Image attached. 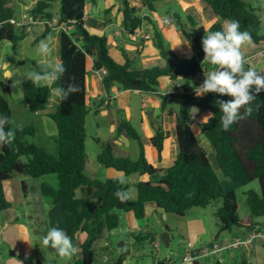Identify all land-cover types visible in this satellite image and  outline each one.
<instances>
[{"label":"trees","instance_id":"obj_1","mask_svg":"<svg viewBox=\"0 0 264 264\" xmlns=\"http://www.w3.org/2000/svg\"><path fill=\"white\" fill-rule=\"evenodd\" d=\"M9 1L0 0V41H9L13 46H17L25 38L26 31L23 27H16L9 22L15 18ZM53 1H57L56 8ZM123 1L126 3L123 19L129 21L134 29L141 24L142 19L132 16L131 10L130 15L127 0ZM152 1L156 0H143L149 9H152ZM203 1L219 18L227 22L239 21L241 30L248 31L254 43L264 41V34L257 32L261 24L258 4L255 5L251 0ZM86 4V0H37L27 9L31 19H43L45 31L42 35L50 31L48 23L52 22L72 28V31L61 29L59 32V61L64 63L66 72L56 84L67 87L75 83L79 90L72 93L67 100L60 101L57 98L54 111L48 113L56 128V133L51 138L57 147V154H52L45 146L26 139V136L35 134L37 129L34 124L12 128V112L8 100L5 95L0 94V113L10 118L8 127L16 130L12 144L0 150V212L11 206L5 198L3 183L14 173L35 179L47 178V175L54 174L56 186L48 180H43L39 184V191L43 197L50 198L52 205L60 206L65 217L67 234L73 241L77 233H86L85 240L79 245L80 259L75 264H94L98 253L94 243L103 236V232L117 228L124 212H131L137 219L145 218L147 203H153L165 213L183 216L191 207H205L213 201H218L219 206L215 211L217 234L230 232L235 227L243 228L245 232L260 230L262 224L254 222V219L264 216V90L254 93L256 96L251 102V114L233 123L227 131L223 130L221 125L222 112L217 101H228L232 97L214 92L203 96L181 93L174 127L177 151L172 163L167 167L155 166L148 161L141 135L130 121L121 119L117 131H123L126 137L137 142L138 156L130 158L116 155L111 141L101 143L98 140L100 148L96 162L104 168L120 171L125 176L147 175L148 179L135 183L134 199L128 198L121 202L114 195L118 189L126 192L128 188L126 183H118L116 177L103 179L86 173L88 159L85 150V121L90 109L86 93L87 58H91L93 69L104 71L101 84L105 93H109L113 85H117L121 90L155 92L161 76L178 81L200 73L205 66L203 37L209 32L223 30L219 22H214L206 29L203 25H197L191 16L187 18L189 26L175 16L178 30L193 47V55L189 58L178 57L163 44L153 26V34L157 37L155 45L165 64L131 71L128 69L131 59L126 53H123L125 63L117 64L108 54L105 37L87 30ZM55 13L59 16L56 17ZM248 67L250 65L245 63V68ZM40 68L37 67V71H40ZM56 84L45 86L23 81L24 101L29 110L34 113L45 111L52 88ZM1 87L6 94H10L11 80L7 78L1 81ZM174 95H161L160 106L164 108L166 99ZM193 107L210 112V116L201 123L200 130L215 151L222 177L243 185L254 179L259 182V192L249 190L245 193L248 222L238 214L235 192L223 187L206 151L191 131L188 116ZM241 113H244L243 108ZM167 137V131L158 129L149 139L156 150L158 160L162 158ZM21 186L26 192L27 184L23 181ZM133 238L137 241L147 239L146 235L142 237V234H133ZM126 244V240L122 239L118 242V248L122 250ZM106 246H103L104 249ZM34 255L35 264H44V257L37 244L34 245ZM126 255L127 253L122 251L113 264H122Z\"/></svg>","mask_w":264,"mask_h":264},{"label":"rangeland","instance_id":"obj_2","mask_svg":"<svg viewBox=\"0 0 264 264\" xmlns=\"http://www.w3.org/2000/svg\"><path fill=\"white\" fill-rule=\"evenodd\" d=\"M37 0H10L9 6L14 11V17L17 20H21L18 24L17 22L12 23L16 27H23L26 31L28 27H30L26 31V37L25 39L20 42L17 46H13L9 41H0V92L6 96L8 99L11 107H12V128L17 127L21 124L26 125L25 122L26 119L29 120V114H34V112L30 111L28 108V111H25V107L21 109V106L23 104V98H24V88L21 84L19 86V89L17 87L12 86V91L10 94H6L5 90L1 87V81H4V67H2L3 61L10 60L9 69L12 71V74L15 73L17 76L26 74L29 70L37 71L36 67L33 66L31 62V58L29 56H35L38 50L36 49L35 45H39L41 42H45L46 39L39 38L34 43V50H31L29 48V45H31L30 42L33 40V35L41 29V32L44 30V21L43 19L40 20L32 19V23H29L28 18L22 20V15L27 12L28 8H31ZM86 8H85V16L86 21H90L91 25H88V31L91 33H94L96 35H102L105 37L107 42V49L109 56L117 63V64H124V58L123 53H126L129 59H131V62L129 64V70H142L145 68H151L154 65H158V61L150 63L147 61L148 59L152 60H161V56L159 53L158 48L156 47L155 43L157 42V37L153 34V30L150 28L145 27L144 31L150 35L149 39H139L135 38L132 34L138 33V27L132 28L131 23L129 21H124V19L118 13V11H124L126 10V3L123 0H86ZM134 0H127L129 13L131 15V12L133 11L132 16H138L142 19L141 25L144 27V23H149L146 17L151 18L150 24H152L155 28V31H157L163 41V44L175 52V54L180 58H188L191 52H185L186 50H190L193 48L190 44L189 47V41L182 35V32L178 30L176 26V17H179L182 22L187 24L189 26L188 16H191L195 23L197 25H204V21L206 20V14L205 11L202 9H197V5L195 3V0H156L151 2L152 9H149L148 6L140 7L134 4ZM204 6L209 8V6L203 1L198 0ZM255 5L262 4V9L259 12L261 24L258 28L259 34H264V0H251ZM53 4L56 6L57 1H53ZM201 5V4H200ZM131 10V12H130ZM210 12L212 13L211 9L209 8ZM202 13V14H200ZM176 16V17H175ZM121 20V21H120ZM171 20V21H170ZM121 25H120V23ZM173 21V26H170L168 22ZM23 23V25H21ZM35 23V24H34ZM219 23L223 27H225V24L227 23L224 21V19L219 18ZM26 24V26H25ZM149 24V25H150ZM55 27L59 28V25L55 23ZM71 29V30H70ZM136 29V30H135ZM65 31H72L71 27L63 28ZM127 30V31H125ZM120 32V36H116L117 33ZM51 34L58 35L57 30H51ZM55 36L50 35V39H53ZM148 37V36H147ZM29 44V45H27ZM56 46V51H57ZM29 57V58H27ZM23 60V63H19V61ZM56 60V59H55ZM35 62L39 63L38 59H35ZM90 60L88 61V66L90 67ZM42 65V64H39ZM102 71V70H101ZM104 75V72H102ZM6 75H9L7 72ZM23 81H30L27 79H24L21 77ZM12 83V78H10ZM186 83H184L185 85ZM181 87H183V83H180ZM99 90V86L97 88ZM102 89V87H101ZM161 92L164 90L160 87L158 88ZM177 89V88H176ZM22 90V91H20ZM103 90V89H102ZM178 90V89H177ZM138 91V90H136ZM141 92V91H139ZM88 96V102L90 104L89 113L86 116L85 121V129H86V138H85V150L87 153V167L86 172L90 173V169H94V166H97V173H100V178H103V173L105 168L102 166H99L96 162V155L99 151V142H106L111 141L113 143V148L115 149L116 155H125L129 156L130 158H136L139 154V148L138 144L135 140L125 137V133L122 131L119 133L117 131V127L121 119H125L130 121L134 126L137 132L141 135L143 143L146 148V153L149 159L152 161L156 160V157L153 153H155L154 149L152 148V145L148 142V139L144 136L146 134V131L143 129L141 130L139 126V122H137V118L141 115V112L146 113L147 108L143 107L144 102L149 103V101L154 100L156 103L154 107V113L156 115H160V105L161 99L155 97L154 99H145L143 100L139 93L134 92L133 90H121L118 88L117 85H113L110 90L109 94L115 96L116 98V105L113 106V98H107L105 91H103L100 95L97 93H93V89L91 87H88L87 90ZM142 94L144 92H141ZM127 94H129L130 103L129 106H127L128 99ZM56 96L53 94V91H51V95L48 100V105L50 108H48V111H54L55 107L51 108L52 105H54V98ZM108 100V101H107ZM97 102V105H94V102ZM168 101V102H167ZM170 102V106L176 107V102L171 97L166 99V103L168 104ZM54 103V104H53ZM142 103V104H141ZM143 105V106H142ZM149 106V105H148ZM150 110L151 107H148ZM198 109V108H197ZM194 109L191 113L199 112V109ZM167 115V112L165 113ZM34 118V115H32ZM145 117V116H144ZM146 118V117H145ZM28 123V122H27ZM189 126L191 128V131L198 139L199 143L202 145L204 150L207 153L208 159L212 165V167L215 169L216 173L219 175L221 183L225 189H232L235 192L236 197V203H237V209L238 214L240 217L242 215H245L248 208L246 205V196L245 193L249 190H256L259 192V182L257 179H254L253 181L243 185L239 182H232L229 179H226L222 177L219 167L216 162L215 157V151L211 144L203 137V135L198 132L197 129L200 125V121L198 118L195 119L192 118V114L188 119ZM149 125V124H148ZM43 126L40 124V127ZM148 130L153 132L150 127H148ZM35 143L36 141L42 145H44L52 154H57V147L54 144V142H51L49 139L44 136V134H40L39 138L38 136H35ZM126 138L127 143L121 141L123 138ZM29 136H26V139L29 140ZM151 146V147H150ZM150 148L152 150V153L150 152ZM157 165V164H156ZM161 165H167V162H163ZM124 183L127 184L128 188L126 190V193H128L129 198L136 197V188L135 183L144 180L143 177L139 176L138 174H132L129 176H124ZM133 198V199H134ZM152 206V207H149ZM154 204L149 203L146 208L145 217L148 218V221L153 226H159L163 227L164 224L167 221L168 223H171L173 230L172 223L181 222L179 218L183 219H192L195 217H201L203 220L204 227L206 229L205 234V241H210L214 235L218 233L217 230V217L215 214V211L217 207L219 206L218 201H213L209 205L205 207H191L189 208L183 216L177 215L174 213H164L162 210H156V207H153ZM154 208V209H153ZM157 211V212H156ZM34 219H32L33 221ZM43 223L44 218L40 219ZM256 220H258L261 223H264V216L259 217ZM31 221V222H32ZM184 222V220L182 221ZM32 228V235L34 237V240L37 241V243H42L41 238L38 236V231L41 229V225H36L33 223ZM241 229V228H240ZM239 228H236L233 230L234 232H239ZM261 231H264V224H262ZM184 235V233L182 232ZM37 235V237H36ZM174 240H172V245L175 248V252L177 254H182L184 252H181L178 247L181 245L182 239L179 235V231L174 232L172 235ZM122 239H125L127 242H130L129 237H125L123 234V231L121 230H113L110 229L109 231H104L103 236L99 238V245H102L101 243H104L107 241L106 249L109 247V251L106 252L108 259L105 258V253H103L104 247H101L97 253V259L95 264H113L117 258L119 257L120 253L122 251L128 252L126 255V264H151L153 261V256L150 254H147L149 251H155V248H152L149 243H143L141 242L138 245L132 246L130 244H126L125 247H123L122 250L118 248V242ZM257 242V241H256ZM185 244V243H184ZM258 245H261V242H257ZM193 246V245H192ZM11 247H13L11 245ZM95 247V246H94ZM243 247V246H242ZM245 248V247H244ZM182 249V248H181ZM249 249V248H248ZM12 251V248L8 247V253ZM156 252L163 257H173V254H171L170 250L166 248L165 245H161L160 248L156 250ZM104 254V255H103ZM77 256L75 255V258ZM50 260H46L44 264H66V262L59 258L54 257L53 261L49 262ZM176 262V261H175ZM70 264H74V259H71ZM168 264V263H166Z\"/></svg>","mask_w":264,"mask_h":264},{"label":"crops","instance_id":"obj_3","mask_svg":"<svg viewBox=\"0 0 264 264\" xmlns=\"http://www.w3.org/2000/svg\"><path fill=\"white\" fill-rule=\"evenodd\" d=\"M133 2H134V4H136L137 6H140V7L146 6V5H144L143 0H134ZM195 3L197 5V9H200V10L202 9L203 11H205L206 20L204 21V19H203V24H204L203 26L206 29H208V27L211 24H213L214 22H219V17L214 15L213 13H211L209 8L204 6V4H202L198 0H195ZM258 5L260 6V10H259V12H260L263 5L262 4H258ZM56 7H57V4H56L55 8ZM118 13L120 15V19H121V16L123 18L122 11L119 10ZM200 14H202V13H200ZM54 15L56 17H58V13H55ZM259 17H260V15H259ZM147 20L151 21V18L148 19V17H147ZM120 21H119V23H120ZM150 21H148L149 22L148 24L146 23L147 22L146 21L144 23V27H142V25L140 24L138 26V30H139L138 33H134L135 31L133 32L132 35L135 38H137V40L142 39V38L147 40L150 38V35H148V33L144 31L145 27L150 28L152 30L153 25L150 24ZM224 21H226V20H224ZM168 24L170 26H173V21H172V23L168 22ZM226 24H225V26H226ZM88 25H91V22L88 20L86 21V16H85V27L87 29H88ZM120 25H121V23H120ZM30 27H28V29ZM61 29L50 27V31L47 34L42 35L45 31V25H44V30L42 32H41V29H39V31L33 35V40H32V42H30L32 46L27 44V45H29V48L31 50H34L33 49L34 45H35L34 43L39 38L46 39L45 42L49 43L50 48H51V55H49V56H44L39 51L36 53L35 56H29L31 58L30 60H31L33 66H35L37 68V67H41L43 64L47 63L50 60L51 61H57V60L59 61V32ZM51 30H57L58 35L51 34L50 33ZM125 31H127V30H125ZM114 34H116L117 37L120 36V32H117ZM50 35H53L55 37L53 39H50ZM23 40H21L20 42H22ZM35 46H36V49L38 50L39 45L38 46L35 45ZM56 46L58 47L57 51H56ZM243 51H244V56H245V63H248L250 65V67L255 68L258 72L261 73V75H264V60H263V56L261 54V52L264 51V41H260L259 43L253 42V44L251 46L245 45L243 48ZM185 52H191L190 55L188 56V58L191 57L194 53L193 48H191L190 50L188 49ZM29 57H27V58H29ZM35 59H38L39 63L35 62ZM89 60L91 63L90 67L88 66ZM147 61H149L150 63L158 61L159 66H162L165 64L163 59H161V60L148 59ZM20 62L23 63V60L19 61V63ZM5 63L10 65V60L5 61ZM203 63L205 64V66L203 67V70L200 73L196 74L195 76L187 78V79L181 78L178 81L177 80L172 81L167 76L159 77L158 88L161 87L164 90L163 92H161L158 88L155 92H149V93H143V94L139 91L133 90L134 92L139 93L140 97L143 100H145L147 98L148 99H154L155 97L159 98V96H161L163 94H167V93H174L175 94L174 96H170V97L172 99H174V101L176 102V107L170 106L169 105L170 102L168 104L166 103L164 108H162L160 106V109H161L160 115H156L154 113V107H155L156 103L154 102V100H152V101H149V103L144 102V106L142 105L143 107L147 108V110H146L147 112L146 113L141 112V115L139 117H136L137 118L136 120H137V122H139V126H140L141 130L144 129L146 131V134L144 136L148 139V142H149V139L151 138V136L154 134V132L158 129H163V130L167 131V133H168V137L165 140L164 149L162 151V158L160 160L157 159V153H156V150L153 146H152V148L155 151V153H153V154L155 155L156 160L152 161L151 159H149L147 156V153H146L148 161H150L155 166H159V167L169 166L172 163V161L176 155L177 146H176L174 127H175V114H176L177 109H178L179 95L183 92H188L191 95L197 96L196 92H195V87H197L203 83V81L205 79V75H204L205 71L206 72L212 71V70H215L217 67V66H213V65L208 64L206 61H203ZM39 64H42V65H39ZM3 65H4V61L2 63V67H3ZM86 68H87L86 93H87L88 87H91L93 89V93L95 91V93L98 92L97 94L100 95L104 91L102 84H101V78L103 76L102 72H104V71L93 69L91 58H87ZM100 71H101V73H100ZM3 72H4V75H6L7 72L9 73V75H12V71L10 69H8L7 71L4 69ZM181 82L183 83V87H181V85H180ZM184 83H186V84L184 85ZM98 86H99V90L97 89ZM101 87L103 90L101 89ZM125 91H127V90H125ZM0 94H2V93L0 92ZM88 96L89 95H87V97ZM106 97L110 98V99L113 98V101H114L113 106L116 105L115 96H113L109 93H106ZM129 97H130L129 94H127V98H129ZM8 103H9V101H8ZM54 103H53L54 105H52L51 108L56 106L57 97L54 98ZM129 103H130V98L128 99L127 106H129ZM94 105H97L96 101L94 102ZM159 105H160V103H159ZM9 106H10V109L12 112V107H11L10 103H9ZM22 107H23V109L25 107V111H28V105L24 101V98H23V104L21 106V109H22ZM47 107L50 108L48 105V101H47ZM148 107H151L152 110H150ZM48 108L41 113L29 114V120L26 119V121L28 122V123L25 122L26 125L27 124H34L36 126V129H37L35 134L33 136H30V138H29L30 141L35 142V139H36L35 136H38V138H39L40 134H44V136H46L47 139H49L51 142H53L51 137H52V135H54L56 133V128H55L54 122L48 116V113L51 112L50 110L48 111ZM194 109H197V107H193L191 109L190 114L188 116V119L191 116V112ZM166 112H167V115L165 114ZM32 115H34V118ZM209 116H210L209 111L199 110V112H196V118H198V120L200 121V125ZM40 124L43 126L40 127ZM200 125H199L197 131L198 132L200 131V133H201ZM20 126H23V124H21L17 127H20ZM148 127H150L153 132L148 130ZM14 128H16V127H14ZM125 137L121 141L127 143V140ZM36 143L40 144L39 141L38 142L36 141ZM40 145H42V144H40ZM145 151H146V148H145ZM150 152L152 153L151 148H150ZM123 156H126L125 153ZM21 159L23 160L24 158L21 157ZM164 161L167 162V165H161ZM86 167H87V165H86ZM85 170H87V169H85ZM86 173L91 175V176H97V177L101 176L100 173H97V166H94V169L93 168L90 169V173H88V172H86ZM103 176H104L103 179H105V178H110V177H124L125 175H123L120 171H117V170H114L111 168H105ZM141 177H143L144 180L148 179L147 175H143ZM43 180H48L53 186H56V184H57V180H56L54 174L47 175V178L41 177V178L35 179V178H29V177L24 176L23 174H19V173H14L11 178L7 179L3 183V190H4L5 198L7 199V201H9L11 203V206L0 212V264H35L36 263L35 262V255H34V245L35 244H37L39 246V249L41 250V253L44 257V262L46 260H50L49 262H51V261H53L54 257H59L56 254L55 250H52L50 248H46L42 243L38 244L37 241L34 240V237L32 235V228H34L33 223H35L37 226L41 225V229H40V231H38V236L41 238V240L43 239L44 235H46V232L50 227L62 228L67 233V226H66V222H65V217L61 213L60 206L59 205H52L50 203V198L43 197L39 191V184ZM23 181L28 186V189L26 192L23 191L22 186H21ZM82 190L88 191L87 189L86 190L82 189ZM135 196H136V193H135ZM133 198L134 197H131V199H133ZM148 204L149 203H147L145 206V213H146V208H147ZM149 207H152V206H149ZM153 207H156V206L154 205ZM156 210L158 211L161 209L156 207ZM42 218H44L43 223L40 220ZM32 219H34V220L32 221ZM179 219L180 220H178V221H181V222L172 223V224H174L173 225L174 227H173V230H171L172 229L171 223L167 224V221L163 227H160V225L151 227L147 217H145L143 219H137L133 216V214L131 212H124L120 216V224L116 228V231L119 229V230L123 231V234L125 237H129L130 242L126 241L127 244L135 246V245L140 244L141 242H143V243L147 242L150 244V246H152V248H154L153 242L157 241L159 243L158 248H160L161 245L163 244L166 246V248H168L170 250L171 254H173V257H164V256L162 257L159 254V252L158 253L156 252L157 249L155 251H149L147 254H150L153 256L152 257L153 261L151 264H166L170 260L178 262L180 260V258L188 252V250H189L188 243H191L193 245V248L198 249L203 245L210 244L211 242L217 241L221 238L225 237V238L231 239V238L236 237V236L240 237L244 233H246L243 228H241V229L239 228L240 229L239 232L233 233V230L238 228V227H235L230 232L214 235L213 238L207 242L204 240L206 238L205 237L206 229L204 227L203 220L201 217H195L192 219H183V218H179ZM241 219L248 222V220H249L248 210L245 213V215H242ZM256 219H254V222H259ZM183 220H184V222H182ZM259 223H261V222H259ZM261 224H264V223H261ZM217 230H218V227H217ZM176 231L177 232L179 231V235H180L182 242H183L178 247V249L181 252H183V249L185 247L184 252L182 254H177L175 252L174 246L172 245V240H174L172 235ZM182 232L184 233V235L182 234ZM133 234H142V237H143V235H146L147 239H144L142 241L134 240ZM36 237H37V235H36ZM85 238H86L85 232H79L75 235V239L73 242H74V244H76L78 246V249H79V245L85 240ZM99 243H100L99 239L94 243V246L97 248V251H99V249L101 247L105 246L107 244V241H105L104 243H101L102 245H99ZM11 245L13 247H11ZM8 247L12 248V251L9 253H8ZM108 251H109V247L107 249H103V253H105V258H107V259H108V256H107L106 252H108ZM127 254H128V252H127ZM76 256H77L76 258H75V256L73 257L74 264L76 263V261H78L80 259V249L77 252ZM64 261L66 262V264H70V262H71V260L70 261L64 260ZM126 262H127V260L125 258L122 261V264H126ZM194 264H264V243H262L261 245H258L257 243H255L249 249L244 248L242 246L231 248V249L223 251L219 257L209 255V256H206L203 258H199L197 261L194 262Z\"/></svg>","mask_w":264,"mask_h":264},{"label":"clouds","instance_id":"obj_4","mask_svg":"<svg viewBox=\"0 0 264 264\" xmlns=\"http://www.w3.org/2000/svg\"><path fill=\"white\" fill-rule=\"evenodd\" d=\"M252 44V35L248 31H242L240 22L237 20L228 21L223 30L209 32L202 39V49L205 53L203 61L217 67L215 70L205 71V79L201 85L195 87V92L197 96L214 92L232 97L228 101H217L219 110L222 112L220 122L225 131L229 130L233 123L251 114V102L256 96L254 93L264 90V75H261L255 68H245L243 48L245 45L251 46ZM38 51L44 56L51 55V48L47 42H41ZM3 67L6 71L9 69L5 61ZM65 72L66 67L63 62L50 60L41 66L40 71L29 70L20 76L15 73L4 75V79L12 78V86L18 89L23 83L21 77L30 80L35 85L51 86L60 81ZM78 90L75 83L67 87L56 84L52 88L53 94L60 101L67 100L72 93ZM242 108L244 113H241ZM191 114L195 119L196 112ZM9 123L10 118L0 113V150L11 145L15 139L16 130L8 127ZM115 179L120 184L124 183L123 177ZM114 195L121 202L129 198L128 193L119 189ZM42 244L46 248L55 250L56 254L66 261H70L79 251L78 246L74 244L66 231L59 227H50L42 239Z\"/></svg>","mask_w":264,"mask_h":264},{"label":"built area","instance_id":"obj_5","mask_svg":"<svg viewBox=\"0 0 264 264\" xmlns=\"http://www.w3.org/2000/svg\"><path fill=\"white\" fill-rule=\"evenodd\" d=\"M22 20L27 19L29 20V23H32V19L28 16V13L25 12L22 15ZM55 20V19H54ZM10 23H15L17 26L20 25L19 23L21 20H17L15 18L9 20ZM2 22H0L1 24ZM35 24V23H34ZM51 28H56L55 27V22L48 23ZM23 25V23L21 24ZM66 28V26H61L59 25V29ZM264 60V51L261 52ZM264 242V231H261L259 229H255L250 232L244 233L240 237H233L231 239L228 238H221L217 241L211 242L210 244L203 245L198 249L193 248L191 243H188V252L183 255L178 262L172 261L168 262V264H194L195 261H197L199 258H203L209 255H214L215 257H219L220 254L228 249L243 246L245 248H251L255 243L257 242ZM153 247L157 248L159 247V243L153 242Z\"/></svg>","mask_w":264,"mask_h":264},{"label":"water","instance_id":"obj_6","mask_svg":"<svg viewBox=\"0 0 264 264\" xmlns=\"http://www.w3.org/2000/svg\"><path fill=\"white\" fill-rule=\"evenodd\" d=\"M58 16H59V14H58ZM100 73H101V71H100ZM113 230L115 231V230H116V228H113Z\"/></svg>","mask_w":264,"mask_h":264}]
</instances>
